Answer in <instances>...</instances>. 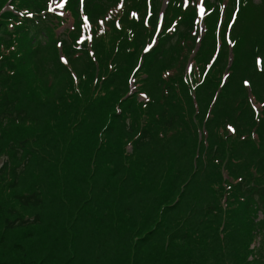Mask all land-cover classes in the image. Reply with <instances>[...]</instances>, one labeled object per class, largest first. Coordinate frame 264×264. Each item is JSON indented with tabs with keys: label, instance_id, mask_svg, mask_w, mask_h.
Instances as JSON below:
<instances>
[{
	"label": "trees",
	"instance_id": "1",
	"mask_svg": "<svg viewBox=\"0 0 264 264\" xmlns=\"http://www.w3.org/2000/svg\"><path fill=\"white\" fill-rule=\"evenodd\" d=\"M48 2L0 0V264H264V0L191 57L196 0L146 52L163 0Z\"/></svg>",
	"mask_w": 264,
	"mask_h": 264
},
{
	"label": "snow or ice",
	"instance_id": "2",
	"mask_svg": "<svg viewBox=\"0 0 264 264\" xmlns=\"http://www.w3.org/2000/svg\"><path fill=\"white\" fill-rule=\"evenodd\" d=\"M202 10H203V9L201 8V11H202ZM29 15H31V13H29ZM133 15H135V13H133ZM149 47H151V45H149ZM145 50H147V49H145ZM245 83H247V82H245ZM141 95H143V93H142ZM228 127H229V129L231 130V126L229 125Z\"/></svg>",
	"mask_w": 264,
	"mask_h": 264
},
{
	"label": "rangeland",
	"instance_id": "3",
	"mask_svg": "<svg viewBox=\"0 0 264 264\" xmlns=\"http://www.w3.org/2000/svg\"><path fill=\"white\" fill-rule=\"evenodd\" d=\"M58 12H61V10L59 9ZM65 14H66V13H65ZM65 14H64V15H65ZM61 15L63 16V13H62ZM66 25H67V23H66ZM60 30H61V29H60ZM0 160H1V159H0Z\"/></svg>",
	"mask_w": 264,
	"mask_h": 264
}]
</instances>
